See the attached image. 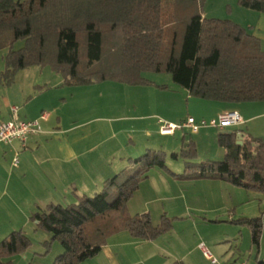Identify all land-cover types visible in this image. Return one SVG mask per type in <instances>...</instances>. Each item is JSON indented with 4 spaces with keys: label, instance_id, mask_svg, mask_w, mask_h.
I'll list each match as a JSON object with an SVG mask.
<instances>
[{
    "label": "trees",
    "instance_id": "trees-1",
    "mask_svg": "<svg viewBox=\"0 0 264 264\" xmlns=\"http://www.w3.org/2000/svg\"><path fill=\"white\" fill-rule=\"evenodd\" d=\"M190 2L182 21L166 25L162 0H0V50L8 49L2 80L12 85L19 71L33 66H51L72 87L107 79L138 85L147 83L145 72L168 73L174 84L199 100L264 102L260 39L231 20L203 17L197 1ZM239 3L264 13V0ZM19 41L24 46L16 50ZM238 133L243 135L242 145L237 143ZM218 142L225 150L222 161L192 162L197 149L191 142L179 155L173 154L185 160L184 173L175 174L166 166L164 151L149 150L131 160L137 165L135 172L122 170L94 196L84 195L77 204L39 208L32 222L63 248L53 264L93 258L110 236L123 231L149 241L169 233L173 220L166 215L154 225L149 213L131 215L128 210L155 167L181 181L216 180L264 193V140L239 129L221 131ZM233 223L248 227L252 242L259 244L260 217ZM30 244L25 231L12 232L0 242V264H12Z\"/></svg>",
    "mask_w": 264,
    "mask_h": 264
},
{
    "label": "crops",
    "instance_id": "crops-1",
    "mask_svg": "<svg viewBox=\"0 0 264 264\" xmlns=\"http://www.w3.org/2000/svg\"><path fill=\"white\" fill-rule=\"evenodd\" d=\"M258 19L253 35L260 39L259 35L264 31V13H260ZM157 87L163 91L171 90L180 94L178 98L168 99L162 106L158 101L151 102V113L147 120L151 121L149 124L152 128V138L172 137L160 134V118L177 124L187 117H192L179 114L184 100L187 106L194 104L203 109H212L214 114L209 116L210 120L232 110L230 104L195 101L199 99L191 97L187 90L175 84ZM48 91L49 88L40 87L41 93ZM28 106L27 104L24 110L20 108L19 119L38 121L41 131L29 136L25 148L19 142L12 145L0 144V242L14 231L23 230L26 234L32 228L37 231V224L32 222L31 216L39 208H45L49 204L66 206L78 203L80 197L95 195L102 189L106 180L134 164V151H130V147H136L133 138L121 141L117 139L116 134L102 138L101 127L86 132L82 130L84 125H68L60 117L54 120L51 115L53 112H45L44 106L36 113L29 111ZM9 109L2 114L0 122L10 119ZM42 113L48 114L47 120L41 119ZM241 115L244 123L227 130L243 129L253 137L263 140L248 126L255 117ZM203 119L207 120H201ZM153 120H156L155 124ZM178 132L184 131H177L173 136ZM16 154L19 155L18 166L13 165ZM172 180L186 182L183 187L181 185L177 194L167 187ZM155 191L156 196H160V201L171 204L167 210L163 208L166 211L163 215L167 216L171 212L176 214L177 222L169 233L152 241L135 238L127 231L117 233L107 239L98 255L80 264H211L199 247L202 243L222 262L264 264L263 237L259 244L255 245L250 231L248 251L242 252V246L239 248L237 244L235 246L231 243L224 245L225 239H209L202 230V219L207 221L211 215L210 219L218 221L221 219L218 217L220 214L231 213L229 211L236 202L233 198L226 197L234 192L229 184L216 180L181 181L173 175L165 177L158 172H149L147 179L140 184L135 194L137 197L130 202L131 205L129 204L131 215L147 211L151 214L149 204L156 199L151 198L150 192L155 194ZM177 200H182L183 204ZM175 203L184 205L185 210L176 212ZM157 221L160 223L159 220H153L154 225L159 224ZM244 236L246 233L243 232L242 238Z\"/></svg>",
    "mask_w": 264,
    "mask_h": 264
},
{
    "label": "rangeland",
    "instance_id": "rangeland-1",
    "mask_svg": "<svg viewBox=\"0 0 264 264\" xmlns=\"http://www.w3.org/2000/svg\"><path fill=\"white\" fill-rule=\"evenodd\" d=\"M196 1L197 10L203 17L231 20L246 28L250 34L255 33L260 12L244 8L239 0ZM191 3L190 0H183V2L180 0H162L163 23L170 25L182 21L186 17V10ZM253 27L255 28L253 29ZM259 36L261 37V48L264 51V31ZM23 46L24 42L19 41L15 45V49H20ZM7 54L8 49L0 50V117L3 113H6L7 109L14 106L24 110L28 104V110L33 113L40 112L42 106H44L45 112H53L51 115L54 120L60 117L68 125H84L85 127L82 130L86 132L101 127L102 138H108L113 134H116L117 139L121 141H128L133 138L136 147H130V151H134V160L145 155L149 150L164 151L166 153V166L175 174L184 173L185 160L182 156L176 159L173 154L179 155L191 142L196 144L197 149V156L192 162H217L222 161L225 157V150L218 142V134L221 132L218 129L206 128L196 134L186 130L168 138H152L153 135L150 134L152 128L149 124L151 121L147 120L151 113V102L158 101L162 106L165 101L178 98L177 96L180 94L173 93L171 90L163 91L157 87L158 85H174L171 74L145 72L142 77L147 83L138 85L117 79H107L104 82L72 87L65 85L63 76L55 72L51 66H33L19 71L14 83L8 86L2 80V73L6 69L5 57ZM40 87L42 89L47 87L49 91L41 93ZM23 99L24 102L22 103ZM231 109L239 111L244 116L255 117L248 126L252 128L256 136H261L264 140V102L233 104ZM181 113L185 116L190 115L197 120L202 118L210 120L208 119L209 116L214 114L212 109H203L194 104L187 106L185 100L179 114ZM155 121L153 120L154 124ZM136 168L137 165L133 164L129 171L131 173L135 172ZM151 172L152 174L158 172L165 177L172 176L168 171L158 167L153 168ZM172 181L167 187L175 194L180 191L181 185L183 187L186 183ZM151 182H153L152 179ZM230 186L233 187L234 192L226 195V197H231L236 202L229 211L231 213L220 214L218 217L221 219L218 221L217 219H210L211 215H209L207 221L202 219L201 227L209 239L213 237L225 239L224 245L231 243L236 246L237 244L239 248L242 246V252H245L248 251L250 245L248 237L250 230L248 227L233 223V221L241 218L260 217L263 223L262 239L264 241V193ZM143 194L148 193L143 192ZM156 195V191L155 194L150 192L151 198L156 199L149 204L152 209L150 215L154 221H160L163 213L166 212L163 208H170L171 204L160 201L158 199L160 196ZM136 197H133L130 202ZM130 202L128 203V210L131 214ZM177 202L183 204L182 200H177ZM142 205L144 206V204ZM174 206L176 212L185 210L184 205L175 203ZM147 213L150 212L147 211ZM175 216L176 214L172 212L167 214V217L173 220V224L177 222ZM243 232L246 233V236L242 238ZM27 234L31 244L27 250L12 258V264H53L55 259L63 253L61 243L56 240L53 241L50 233L40 229L36 231L32 228L28 230Z\"/></svg>",
    "mask_w": 264,
    "mask_h": 264
},
{
    "label": "built area",
    "instance_id": "built-area-1",
    "mask_svg": "<svg viewBox=\"0 0 264 264\" xmlns=\"http://www.w3.org/2000/svg\"><path fill=\"white\" fill-rule=\"evenodd\" d=\"M20 108L12 107L10 109V119L8 121L0 122V144L12 145L15 142L21 143L22 147L27 146L29 136L41 131V127L38 121H23L19 119ZM48 114L43 113L41 115L42 120H47ZM160 134L162 136H173L177 131H189L193 134L198 133L202 129L214 128L221 131H225L230 128L238 127L244 123L242 115L235 110L226 111L221 113L215 119L200 120L197 121L193 117H188L181 123H170L164 119H159ZM13 165H19V155L16 154ZM205 258L211 264H229L220 261L213 253L206 247L204 243L200 244Z\"/></svg>",
    "mask_w": 264,
    "mask_h": 264
},
{
    "label": "water",
    "instance_id": "water-1",
    "mask_svg": "<svg viewBox=\"0 0 264 264\" xmlns=\"http://www.w3.org/2000/svg\"><path fill=\"white\" fill-rule=\"evenodd\" d=\"M237 137H238V142H237V143H238L239 145H242V144H243V139H244V138H243V135H242L241 133H239V134L237 135Z\"/></svg>",
    "mask_w": 264,
    "mask_h": 264
}]
</instances>
